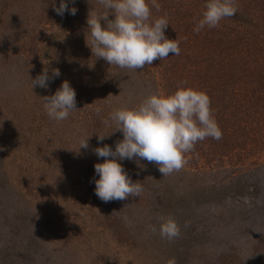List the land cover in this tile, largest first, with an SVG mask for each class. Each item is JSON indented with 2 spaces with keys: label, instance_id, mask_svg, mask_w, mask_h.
<instances>
[{
  "label": "trees",
  "instance_id": "1",
  "mask_svg": "<svg viewBox=\"0 0 264 264\" xmlns=\"http://www.w3.org/2000/svg\"><path fill=\"white\" fill-rule=\"evenodd\" d=\"M18 1L0 0V124L5 119L6 125L11 122L20 128V121L9 114L1 101L11 91L22 93L33 114L38 100L32 94H37L38 88L39 92L46 88L34 86V89L32 79L44 71L50 77V90L59 88L65 79L71 82L76 90L78 122L83 123L88 137L92 135L90 146L96 142V147L107 144L114 149L123 138L121 131H115V124L106 127L103 123L114 110L137 106L153 92H174L185 81L188 86L205 91L210 97L212 115L222 130L220 140L209 137L198 142L186 154L184 167L167 176L155 163L144 160L121 163L134 182L138 175L137 180L147 185L154 201L145 241L162 250L178 237L172 240L161 237L159 218L170 215L178 222L191 216L192 223V217L196 216L197 221L193 222L199 224L204 235L220 222L217 230L223 232L229 245L215 253L216 264H225L222 258L231 254L237 255L238 263L250 264L239 254L241 247L231 244V235L237 229L235 219L244 231V225L254 220L252 213L256 217L264 213V199L252 203L241 200L249 192L259 196L264 187V183H259L264 175V0H235L237 13L233 17L199 33L193 29L205 10V0H158L161 8L152 9L153 16L167 15L169 25L165 34L180 41V55L170 53L166 59L138 70L121 69L92 55L86 43L91 41L87 17L93 10L104 11L98 0H75L74 4L69 0V8L74 5L78 9L75 16L57 15L51 0H23L22 6ZM38 2L39 9L34 6ZM59 2L56 0L55 6ZM31 14L35 19L39 17V73L35 76L29 73L24 40L17 41L15 34H11L12 28L24 19L26 24ZM10 44L18 50L10 48ZM55 69L61 75L53 78ZM97 107L101 109L99 115ZM39 112L47 113L45 104ZM46 128L42 119L40 137ZM36 130L37 127L28 136L37 135ZM98 134L110 135L101 144ZM96 147L90 149L91 153ZM217 173L224 176L217 179ZM212 174L216 178L212 179ZM209 178L211 183L207 182ZM229 194L238 201L228 199ZM209 202L218 210H211ZM182 203L186 206L182 207ZM232 229L235 230L231 233ZM22 235L19 233L14 242L21 245ZM263 240L258 238L257 243ZM17 250H21L18 245Z\"/></svg>",
  "mask_w": 264,
  "mask_h": 264
},
{
  "label": "rangeland",
  "instance_id": "2",
  "mask_svg": "<svg viewBox=\"0 0 264 264\" xmlns=\"http://www.w3.org/2000/svg\"><path fill=\"white\" fill-rule=\"evenodd\" d=\"M18 4L22 6L23 0ZM34 6L39 9V2ZM12 29L17 41L24 40L29 73L35 76L39 73V17L31 14L26 24L24 19ZM10 48L18 50L13 44ZM49 88L41 92L38 88V93L32 94L38 100L32 115L31 105L20 91L8 92L1 100L9 114L20 121V128L11 122L6 125L5 119L0 124V264H168L171 258L176 264H216L215 253L229 245L223 232L217 230L220 222L204 235L193 222L197 217L190 223L189 216L177 222L180 235L166 248L160 250L155 243L145 241L154 201L147 185L137 180L138 175L136 181L143 187L140 196L105 203L95 195L92 178L99 158L90 149L97 143L79 151L80 141L88 133L78 122L75 109L64 121L39 112L44 108V97L58 89ZM42 119L47 128L40 137ZM35 127L37 135L28 136ZM220 175L224 176L217 173V179ZM259 183H264V175ZM228 199L238 201L230 194ZM260 199H264V187L259 196L249 192L241 198L249 203ZM212 205L209 202L207 206L218 210ZM252 214L254 220L244 225V231L235 219L237 229L231 230H235L231 244L241 247L239 254L250 264H264V240L257 243L258 238H264V213ZM19 233L24 238L21 245L14 242ZM237 261L235 254L222 258L225 264L241 263Z\"/></svg>",
  "mask_w": 264,
  "mask_h": 264
},
{
  "label": "clouds",
  "instance_id": "3",
  "mask_svg": "<svg viewBox=\"0 0 264 264\" xmlns=\"http://www.w3.org/2000/svg\"><path fill=\"white\" fill-rule=\"evenodd\" d=\"M51 2L59 16L77 14L76 7L69 8V0H60L59 6H55L56 0ZM71 2L74 4L75 0ZM98 2L104 11L89 12L87 30L91 41H86L96 59L121 69L138 70L166 59L170 53L180 55V41L165 34L169 25L167 15L153 16L152 9L161 8L158 0ZM234 3L235 0H205V10L193 31L199 33L205 27L215 28L222 19L233 17L237 13ZM60 75L59 69H55L53 78ZM49 80L48 71H44L33 79V88H48ZM44 99L47 115L55 121L66 120L77 109L76 90L68 79ZM96 112L99 115L101 109L97 107ZM103 123L106 127L115 124V131L123 134L114 149L107 144L94 149L99 159L94 164L92 182L95 195L105 203L140 196L143 191L142 185L131 179L122 161L155 163L163 176H167L184 167L186 154L192 152L198 142L209 137L222 138V130L211 112L210 97L205 91L188 86L186 81L179 83L174 92H153L137 106L114 110ZM109 135L98 134L97 139L102 142ZM91 136L81 139L79 151L88 149ZM159 220L161 237L172 240L180 235V226L173 216H161ZM168 264H176L175 259H169Z\"/></svg>",
  "mask_w": 264,
  "mask_h": 264
}]
</instances>
